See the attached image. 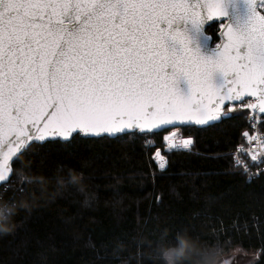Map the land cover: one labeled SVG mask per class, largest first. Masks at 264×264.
<instances>
[{
    "label": "snow or ice",
    "instance_id": "obj_1",
    "mask_svg": "<svg viewBox=\"0 0 264 264\" xmlns=\"http://www.w3.org/2000/svg\"><path fill=\"white\" fill-rule=\"evenodd\" d=\"M237 104L264 125V0H0V221L42 182L21 170L36 147L209 125L243 115ZM176 135L168 149L189 148Z\"/></svg>",
    "mask_w": 264,
    "mask_h": 264
},
{
    "label": "trees",
    "instance_id": "obj_2",
    "mask_svg": "<svg viewBox=\"0 0 264 264\" xmlns=\"http://www.w3.org/2000/svg\"><path fill=\"white\" fill-rule=\"evenodd\" d=\"M207 34L218 41L216 29ZM246 130L244 115L182 128L192 146L163 152L164 169L153 154L163 150L165 132L34 148L16 167L42 182L26 183L12 201L0 264H152L144 253L175 230L221 256L237 247L255 253L251 264H264V175L248 179L231 156Z\"/></svg>",
    "mask_w": 264,
    "mask_h": 264
},
{
    "label": "clouds",
    "instance_id": "obj_3",
    "mask_svg": "<svg viewBox=\"0 0 264 264\" xmlns=\"http://www.w3.org/2000/svg\"><path fill=\"white\" fill-rule=\"evenodd\" d=\"M10 222L0 221V234L12 230ZM166 233L158 236L145 256L152 264H221V254L214 248H208L191 234L184 232L178 237L179 243L169 244L165 239Z\"/></svg>",
    "mask_w": 264,
    "mask_h": 264
},
{
    "label": "built area",
    "instance_id": "obj_4",
    "mask_svg": "<svg viewBox=\"0 0 264 264\" xmlns=\"http://www.w3.org/2000/svg\"><path fill=\"white\" fill-rule=\"evenodd\" d=\"M254 114L251 110L247 109V118L245 119L247 124V130L250 136H257L261 142L253 140L249 142L248 137L242 134L241 144L231 152V156L234 160L235 165L240 168V170L249 179L253 175L257 174L259 171L264 172V163H260L261 159L264 158V134L261 133V123L259 122V115L255 114L257 119L253 121V125L248 123V118L252 117ZM176 141V140H174ZM176 149H180L179 147ZM185 150V149H184ZM252 155L257 156V160H252ZM247 169V172L245 171ZM252 174L251 176L249 175Z\"/></svg>",
    "mask_w": 264,
    "mask_h": 264
},
{
    "label": "rangeland",
    "instance_id": "obj_5",
    "mask_svg": "<svg viewBox=\"0 0 264 264\" xmlns=\"http://www.w3.org/2000/svg\"><path fill=\"white\" fill-rule=\"evenodd\" d=\"M217 31L218 30L216 29V32ZM218 42H219V40L217 42H215V43H218ZM215 43H213L212 46H215ZM237 108H238L239 111H241L243 113L244 118L246 119L247 118V109H241L239 105H237ZM263 126L264 125H261V127H263ZM181 129L177 128V129L164 131L165 134H163V136H162V143L164 144V148H163L162 151L159 150L162 156H164L163 155V152H165L164 150L167 149V143L163 139L164 136H170L171 137V133L172 132H176L178 136L176 135L174 137L175 140L178 139V138L186 137L183 134V132L181 131ZM246 131H248V130H246ZM261 133H262V131H261ZM189 149H190V147L188 149H186V150H189ZM177 150H182V149H177ZM153 158H154L156 164L159 166L158 158L155 157V153L153 154ZM237 249H239V248L235 247V248L231 249L227 254L222 255L221 256V264H225V262H227V264H251L255 260V253H253L251 251H244V250H241V249H239V251H237Z\"/></svg>",
    "mask_w": 264,
    "mask_h": 264
},
{
    "label": "water",
    "instance_id": "obj_6",
    "mask_svg": "<svg viewBox=\"0 0 264 264\" xmlns=\"http://www.w3.org/2000/svg\"><path fill=\"white\" fill-rule=\"evenodd\" d=\"M207 35H209V34H207ZM210 36V35H209ZM216 36L218 37L219 36V32L217 31L216 32ZM219 43V42H218ZM214 47V46H213ZM238 105V104H237ZM257 115H259L260 116V114L259 113H256ZM217 123H219V122H209V125L211 126V125H214V124H217ZM209 125H195V124H192V125H180V126H177V127H175V128H172V127H169L168 128V130H172V129H181V128H187V127H194V128H206V127H208ZM167 130V131H168ZM161 132H164V131H161ZM160 132V133H161ZM81 138H89V139H92V138H96V137H83V135H81ZM188 138H191V137H183V138H181V139H179V140H176V141H174L173 139V142H175V143H177V144H179V142L181 141V140H183V139H188ZM191 140H192V138H191ZM192 143H193V141H192ZM192 146V144L189 146V147H191ZM181 149V148H180ZM173 150H177V149H171V150H169L168 149V146H167V149L166 150H164L165 152H169V151H173ZM182 150H184V149H182ZM186 150V149H185ZM164 158H165V160H166V157L164 156Z\"/></svg>",
    "mask_w": 264,
    "mask_h": 264
},
{
    "label": "bare ground",
    "instance_id": "obj_7",
    "mask_svg": "<svg viewBox=\"0 0 264 264\" xmlns=\"http://www.w3.org/2000/svg\"><path fill=\"white\" fill-rule=\"evenodd\" d=\"M178 136V135H177ZM179 139H181V138H178V139H176V140H179ZM181 149H183V148H181Z\"/></svg>",
    "mask_w": 264,
    "mask_h": 264
}]
</instances>
